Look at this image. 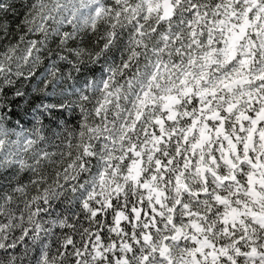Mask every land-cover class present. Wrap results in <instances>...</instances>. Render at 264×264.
<instances>
[{"label":"clouds","instance_id":"clouds-1","mask_svg":"<svg viewBox=\"0 0 264 264\" xmlns=\"http://www.w3.org/2000/svg\"><path fill=\"white\" fill-rule=\"evenodd\" d=\"M0 264H264V0H0Z\"/></svg>","mask_w":264,"mask_h":264}]
</instances>
